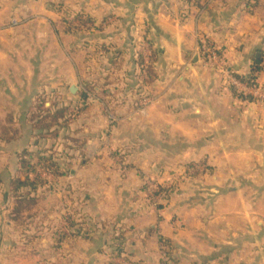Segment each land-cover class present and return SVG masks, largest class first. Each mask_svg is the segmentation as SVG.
I'll use <instances>...</instances> for the list:
<instances>
[{
    "label": "crops",
    "instance_id": "1",
    "mask_svg": "<svg viewBox=\"0 0 264 264\" xmlns=\"http://www.w3.org/2000/svg\"><path fill=\"white\" fill-rule=\"evenodd\" d=\"M153 2L0 0V120L19 133H0V264H31L35 250L52 252L42 264H264V99L232 87L198 50L214 41L227 74L264 94V4ZM71 12L111 19L99 37L109 49L143 38L159 52L138 106L111 111L89 94ZM56 91L76 116L54 140L30 118L37 95ZM25 150L58 152L63 175L48 174L38 216L18 227L11 181ZM151 175L170 180L164 207L148 202Z\"/></svg>",
    "mask_w": 264,
    "mask_h": 264
},
{
    "label": "trees",
    "instance_id": "2",
    "mask_svg": "<svg viewBox=\"0 0 264 264\" xmlns=\"http://www.w3.org/2000/svg\"><path fill=\"white\" fill-rule=\"evenodd\" d=\"M251 1H254L258 4L264 0ZM84 18L86 17H84L83 15L77 16V19L81 20L82 22H93L89 18ZM149 46L150 62L145 63L143 56H141V53H139V55H137L138 57L133 60L135 68L139 71L141 70V78L142 76L148 73L150 74L152 72L153 64L159 55V52L153 48L150 41ZM103 47L106 50V54L110 55L108 60L109 65L111 67L117 66L119 64V53H112V51L108 47ZM243 81L251 85L255 84L254 77L252 76L250 78L243 79ZM126 82H129L128 79H126ZM86 89L88 91L94 92L98 88L95 85H88ZM110 93L111 92H108L106 90L104 92V95L110 96ZM87 97L88 94H84L83 99L86 100ZM134 97L138 98H136L135 100L133 98L132 100L131 96H127L124 101H122V104L125 105L127 103H131L138 106L139 101L146 98L141 87L138 86L137 92ZM46 103V93L37 95L35 104L32 107V115L30 119L32 121L34 129L41 132L39 134L40 137L57 140L59 138L60 131L68 128L70 121L73 120L76 114H69L68 107L66 106L64 107L56 103H51L50 106L47 107ZM105 105L108 108L110 107L109 102H105ZM82 106H84V104H82ZM78 109L80 111V109L82 108ZM110 109L111 111L115 110L114 108ZM12 123L13 121L11 119H7L5 121L0 120L1 140H3L4 142H11L19 137L18 131L14 130L11 126ZM57 153L58 152L45 154L41 151L33 152L25 150L19 155V172L18 175L11 181V188L14 194V206L10 215L11 221L18 227L27 226L31 220L35 219L38 216V213L40 211V202L42 200V195H39V191L43 188L51 186V183L48 179L41 177V175L39 174V170H44L55 178L61 177L63 175L58 162L59 156L57 155ZM164 198H166V195L164 196ZM68 221L71 228L73 229V235H79L80 228L77 227L81 226V224L76 223L73 218H69ZM118 251L119 249H117V252Z\"/></svg>",
    "mask_w": 264,
    "mask_h": 264
},
{
    "label": "rangeland",
    "instance_id": "3",
    "mask_svg": "<svg viewBox=\"0 0 264 264\" xmlns=\"http://www.w3.org/2000/svg\"><path fill=\"white\" fill-rule=\"evenodd\" d=\"M147 6L151 5V8H155V5H157L153 0H144ZM166 1V0H165ZM177 1L178 0H174ZM213 1L216 3H221L222 0H179V2H182L183 10H187L184 7H193V9L202 11L203 7L209 8L211 7V4ZM156 2H163V0H156ZM178 2V3H179ZM214 4V5H215ZM262 4H264V1H262ZM181 7V5L179 4ZM258 10L259 8H255V10ZM207 10V12H208ZM256 10V11H257ZM72 16L69 17V22L71 24V28L74 29L77 33H80L82 36V43L84 44L83 46L86 48V50H83V54H81V59L82 63L84 65L83 69L81 70V78H86L89 80V82L92 85H95L98 89L96 91H89L92 96H96L97 98H106L107 102H109V109L114 108L115 110L117 108H120L123 104L122 101L127 96H131L132 100L137 92L138 86L137 84L144 83V81H147L152 77L153 71L149 74H146L142 76L141 78V70L139 71L138 69L132 67L133 60L137 58L139 53H141V56H143L145 63L150 62V46H149V41L147 39H143L137 41L136 43L134 42H128L132 43L131 48L130 46L127 48L131 51L132 47H134V52H122L120 51L121 49H110L112 53L118 52L119 53V64L117 66L111 67L108 63L110 55L106 54V50L103 46L107 47L105 43H101L102 40L99 38L104 32L114 24L111 23V19H108L107 21H103L100 24H96L95 22H82L81 20L77 19L78 15H75L72 13ZM207 15V14H206ZM86 19V18H84ZM108 23V24H106ZM217 49H219V54H220V48L219 46L216 45L214 41H211ZM111 47V46H110ZM108 47V48H110ZM199 49V48H198ZM130 53V54H129ZM112 55V54H111ZM115 55V54H114ZM117 55V54H116ZM221 56V54H220ZM222 58V56H221ZM84 59L87 60V62L84 63ZM223 60V58H222ZM224 74V73H223ZM130 78V79H129ZM126 79H128L129 82H126ZM109 84V85H107ZM130 87V88H129ZM111 92L110 96L104 95L105 91ZM67 92V90H66ZM133 95V97H132ZM50 97V102L49 103H56L59 98H62L63 95L60 94V92H49ZM145 102V104H147ZM73 114H75L74 110H70ZM69 112V111H68ZM69 114H71L69 112ZM175 171H172V174H174ZM151 179H148L146 181V194L148 195V202L149 204L153 207H164L166 200L164 196H168L170 189L172 187H163L165 184H168L169 181H165L164 183H159L158 179H154V175H151ZM168 186V185H167ZM154 191L159 192L162 194L161 200H159L158 203L154 202V199L152 197V193ZM164 194V195H163ZM156 203V204H155ZM158 204V205H157ZM51 246L54 248L57 247L55 241L53 243L51 242ZM39 249V248H38ZM35 253H39V256H37V261H31V264H42L45 259L50 258L52 252L48 253H43L42 255L40 252H37L35 250ZM165 261H167V257L165 256L164 258ZM29 262V261H28Z\"/></svg>",
    "mask_w": 264,
    "mask_h": 264
},
{
    "label": "built area",
    "instance_id": "4",
    "mask_svg": "<svg viewBox=\"0 0 264 264\" xmlns=\"http://www.w3.org/2000/svg\"><path fill=\"white\" fill-rule=\"evenodd\" d=\"M15 24H16V22H15ZM198 50L200 52V55H201V58L203 59L204 64L212 67L213 69H215L221 73H224L227 76L228 82L232 87H234L235 89H237L243 93L252 94L256 97L264 99V94L262 92L258 91L257 89H253V88L249 87L247 84H244L241 81H239L238 79L227 74L225 65L223 63V60H222L220 54H219V49H217L215 44H213L211 41L203 39L200 42ZM252 92H254V93H252ZM143 104H145V102ZM39 174L43 178H47V176H48V173L44 170H39ZM152 197L154 199V202L158 203L159 200H161V198H162V194H160L157 191H154L152 193Z\"/></svg>",
    "mask_w": 264,
    "mask_h": 264
},
{
    "label": "water",
    "instance_id": "5",
    "mask_svg": "<svg viewBox=\"0 0 264 264\" xmlns=\"http://www.w3.org/2000/svg\"><path fill=\"white\" fill-rule=\"evenodd\" d=\"M70 90H71L72 94H76V92H77V87L73 86V87H71Z\"/></svg>",
    "mask_w": 264,
    "mask_h": 264
}]
</instances>
